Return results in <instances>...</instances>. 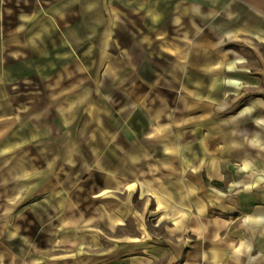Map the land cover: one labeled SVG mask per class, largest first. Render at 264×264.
Here are the masks:
<instances>
[{"label":"crops","instance_id":"1","mask_svg":"<svg viewBox=\"0 0 264 264\" xmlns=\"http://www.w3.org/2000/svg\"><path fill=\"white\" fill-rule=\"evenodd\" d=\"M181 1L204 5V0ZM210 8L213 17L226 16L222 30L245 33L264 47V0H211ZM107 11L108 0H0V32L19 34L20 45L8 46L28 55L10 60L6 78H18L16 71L36 72L32 65L47 58L71 64L80 80L91 79L85 57L93 32H105L106 42ZM257 56L264 64V56ZM236 72L228 73L229 93L240 90L237 80L264 78V67L246 68L244 77ZM116 73L117 79L124 77L122 69ZM214 85L209 91L216 101L221 88ZM138 97L128 119L119 115L115 137L99 117L106 148L87 157L96 161L87 166L90 187L83 188V201L68 202L65 219L74 226L62 233L66 241L57 243L52 231L49 248L13 249L20 264H264V97L252 98L227 119L197 122L194 141L166 130L152 135L153 128L139 135L135 112L143 97ZM145 111L154 118L153 107ZM151 144L164 150L157 157L175 160L169 173L155 162H142L156 156ZM190 144L194 152H188ZM62 218L56 221L65 222ZM129 220L134 232L117 234Z\"/></svg>","mask_w":264,"mask_h":264},{"label":"rangeland","instance_id":"2","mask_svg":"<svg viewBox=\"0 0 264 264\" xmlns=\"http://www.w3.org/2000/svg\"><path fill=\"white\" fill-rule=\"evenodd\" d=\"M203 4L108 0L106 42L105 32L91 34L85 60L92 77L85 81L75 77L71 64L47 58L32 65L36 72L16 71L18 78H6L10 60L28 55L8 46L20 45L19 34L0 32V44H5L0 46V264H20L13 249L49 248L52 231L58 233L57 243L66 241L62 233L74 226L65 219L68 202L83 201V188L90 187L87 166L96 161L87 157L106 148L102 120L115 137L117 120L133 113V97H143L135 112L139 135L153 128L152 135L166 130L172 137L184 133L189 141H194L197 122L227 119L252 98L264 97L262 76L248 84L237 80L240 90L227 92L231 70L244 77L246 68L264 67L257 56H264V47L245 33L222 30L224 16H212L211 0ZM121 69L124 77L117 79ZM213 82L221 88L216 101L209 91ZM149 106L154 118L145 111ZM187 146L194 152V144ZM151 147L156 156H146L143 163L155 162L166 173L175 168L174 159L157 157L164 150ZM61 216L65 222L56 221ZM134 229L129 220L117 234Z\"/></svg>","mask_w":264,"mask_h":264}]
</instances>
